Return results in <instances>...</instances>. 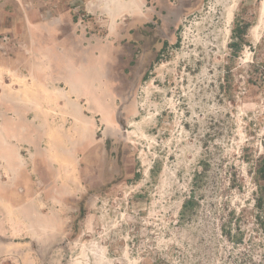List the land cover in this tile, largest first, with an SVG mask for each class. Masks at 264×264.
<instances>
[{
	"label": "rangeland",
	"instance_id": "rangeland-1",
	"mask_svg": "<svg viewBox=\"0 0 264 264\" xmlns=\"http://www.w3.org/2000/svg\"><path fill=\"white\" fill-rule=\"evenodd\" d=\"M105 1L0 0L6 116L43 103L62 181L0 264H264V0Z\"/></svg>",
	"mask_w": 264,
	"mask_h": 264
},
{
	"label": "crops",
	"instance_id": "crops-1",
	"mask_svg": "<svg viewBox=\"0 0 264 264\" xmlns=\"http://www.w3.org/2000/svg\"><path fill=\"white\" fill-rule=\"evenodd\" d=\"M107 1H105L106 6L110 5ZM12 109H15L14 105L8 106L0 98V211L2 215L3 211H37L34 209L35 201L48 196H45L48 194L46 191L40 190L39 184H49L50 181L53 183L51 187L53 190L56 185L54 183L62 182L60 179H53L50 167L45 171L42 165L44 161H50L41 150L43 137L48 134L47 120L49 119L45 117L43 103L37 101L35 97L29 101L26 97L18 95L16 96V115L8 113L6 116V111H12ZM31 139H33V145L41 146L35 150V158L43 162H40L41 165L36 169L31 168L27 161L24 162L26 159H23L21 150L22 143L28 144ZM6 174L8 179L4 178ZM56 191L53 193L56 200L64 198L63 193L69 194L68 191L62 192L59 188Z\"/></svg>",
	"mask_w": 264,
	"mask_h": 264
},
{
	"label": "trees",
	"instance_id": "trees-1",
	"mask_svg": "<svg viewBox=\"0 0 264 264\" xmlns=\"http://www.w3.org/2000/svg\"><path fill=\"white\" fill-rule=\"evenodd\" d=\"M248 30V23H239L237 24L235 30H234V42L232 43V46H238L245 40V35Z\"/></svg>",
	"mask_w": 264,
	"mask_h": 264
}]
</instances>
